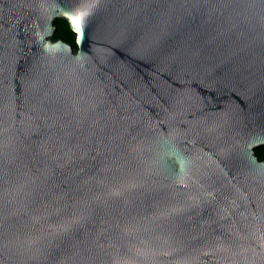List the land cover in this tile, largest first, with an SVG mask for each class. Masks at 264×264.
Listing matches in <instances>:
<instances>
[{"label":"water","instance_id":"1","mask_svg":"<svg viewBox=\"0 0 264 264\" xmlns=\"http://www.w3.org/2000/svg\"><path fill=\"white\" fill-rule=\"evenodd\" d=\"M261 146L264 0H0V264H264Z\"/></svg>","mask_w":264,"mask_h":264},{"label":"trees","instance_id":"2","mask_svg":"<svg viewBox=\"0 0 264 264\" xmlns=\"http://www.w3.org/2000/svg\"><path fill=\"white\" fill-rule=\"evenodd\" d=\"M56 24H58V29L54 34V39L61 38L72 44V46L77 47L74 32L69 28L68 22L65 19H58ZM256 154L260 159H264V146L256 149Z\"/></svg>","mask_w":264,"mask_h":264},{"label":"rangeland","instance_id":"3","mask_svg":"<svg viewBox=\"0 0 264 264\" xmlns=\"http://www.w3.org/2000/svg\"><path fill=\"white\" fill-rule=\"evenodd\" d=\"M58 19H62V18H58ZM58 19H56L55 21H54V25H55V27H56V29H55V31H54V34L56 33V30L58 29V24H56V21L58 20ZM54 34H53V36H52V38H54ZM74 36H75V39H76V33L74 32ZM73 49H74V51L77 49V47H74L73 46ZM261 147H263V146H261ZM261 147H258V148H261ZM257 148V149H258Z\"/></svg>","mask_w":264,"mask_h":264}]
</instances>
